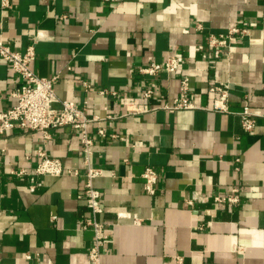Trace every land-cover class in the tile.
<instances>
[{
    "label": "crops",
    "instance_id": "0c3cea01",
    "mask_svg": "<svg viewBox=\"0 0 264 264\" xmlns=\"http://www.w3.org/2000/svg\"><path fill=\"white\" fill-rule=\"evenodd\" d=\"M234 26L248 35L233 44L231 59L217 60L206 36ZM0 39L20 51L33 46L32 68L58 76V98L98 117L89 130L90 161L104 170L94 180L108 234L102 264H264V0H0ZM177 53L176 74L139 72ZM183 77L192 109L132 116L119 102L153 88L152 106L172 103ZM21 84L0 60V113L17 103L11 94ZM220 84L230 85V113L213 110ZM245 107L263 114L252 133L238 115ZM51 134L18 128L0 136L2 264H91L94 233L78 198L86 179L80 134ZM41 151L79 174L35 175ZM148 167L160 175L153 196L144 190ZM20 169L27 174L17 176ZM235 187L239 206L214 201Z\"/></svg>",
    "mask_w": 264,
    "mask_h": 264
},
{
    "label": "built area",
    "instance_id": "2783aa9c",
    "mask_svg": "<svg viewBox=\"0 0 264 264\" xmlns=\"http://www.w3.org/2000/svg\"><path fill=\"white\" fill-rule=\"evenodd\" d=\"M1 6L11 7V0H1ZM196 28L201 29V24H197ZM247 35L248 30L246 28L234 26L225 34H208L205 39V46L212 51L217 60H229L234 52L233 44ZM0 60L8 63L15 74L22 80L20 87L15 89L11 94L13 98L17 99V103L0 113V136L7 135L18 128L40 133L45 140H51L52 130L59 128L71 127L79 132L82 149L86 155V179L84 183L85 187L78 194V198L84 199L87 203L89 213L84 225L94 233V239L89 251L90 263L102 264V256L105 251L106 242L108 241V234L106 233L105 224L99 219L100 214L103 213L104 196L95 188L94 180L102 176L104 170L94 166L90 161L93 154L94 140L89 130V126L97 121L98 117L89 118L85 109L76 102L58 98L55 90V82L58 76L44 78L39 76L32 68V63L36 60V52L33 46H29L25 51H20L14 49L11 42L0 39ZM182 62V54H172L167 56L163 62H153L140 67L139 72L150 77H155L163 71L169 74H176L180 70ZM85 86L89 87L86 82ZM229 88V84L215 86L219 97L214 102V111L230 113L227 104ZM189 89V78L183 77L181 79L179 96L172 103L159 107L152 106L151 101L156 95L153 88L145 89L140 99L135 96H121L119 97V102L126 109V115L132 116H142L159 109L170 112L181 109H192L195 106L188 98ZM98 93L104 96L117 95V92L109 89H102ZM58 103L61 104L60 108L55 106ZM238 115L240 116L243 130L252 133L256 128L257 118L263 114L250 107H245L238 112ZM99 133L102 136H106V132L103 129L99 130ZM113 137L119 138L120 136L114 135ZM38 155L41 159L34 170L35 175L60 177L66 173L75 176L79 174L78 170H67L61 159L51 157L44 151L39 152ZM240 161V158H237L236 162ZM14 173L17 176H23L27 174V171L26 169H20ZM1 174L0 169V177ZM143 178L145 192L150 196L155 195L160 179L158 171L153 167H148L143 173ZM39 185L41 184L39 183ZM34 189L35 187L31 188L32 191ZM241 194L240 188L235 187L226 195H217L214 201L239 206L242 202ZM188 203L192 205L193 200H189ZM25 257L31 259V254L29 253ZM179 260L181 261L180 258ZM0 264H2L1 254Z\"/></svg>",
    "mask_w": 264,
    "mask_h": 264
}]
</instances>
